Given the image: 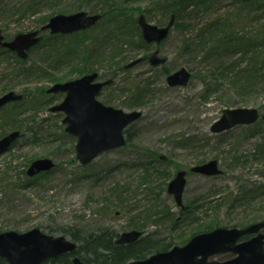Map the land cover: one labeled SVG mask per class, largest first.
Returning a JSON list of instances; mask_svg holds the SVG:
<instances>
[{
	"label": "rangeland",
	"instance_id": "obj_1",
	"mask_svg": "<svg viewBox=\"0 0 264 264\" xmlns=\"http://www.w3.org/2000/svg\"><path fill=\"white\" fill-rule=\"evenodd\" d=\"M36 2L0 0V29L7 41L40 32L59 14L83 11L104 16L92 29L66 39L53 40L52 34L41 31L42 41L23 61L0 46V97L10 91L23 96L18 107L12 103L0 111V115L8 114L7 120L0 118V139L10 130L21 134L0 153V233L39 228L75 242L73 232L84 239L102 229L118 237L137 230L143 233L141 238L154 241L156 248L149 257L183 246L194 235L214 228L243 229L264 222V120L212 132L227 109L255 108L264 115V54L255 55L264 53V0L251 14L242 0L190 5L187 12L194 17L190 30L183 32L175 25L163 43L148 48L139 47L138 23L139 30L132 25L122 36L115 35L112 17L105 13L109 8L121 14L127 10L136 20L144 15L153 25L167 24L168 18L158 11L146 13L150 0ZM219 29L239 40L226 44ZM65 44L72 49L65 50ZM114 48L120 53L112 57ZM157 48L167 59L164 65L152 67L147 59L124 68L139 57L148 58ZM95 55L99 62L90 59ZM255 65L259 78L248 81L245 70ZM181 68L191 73L190 82L170 87L167 75ZM93 70L101 80L113 79L99 95L100 102L126 112L139 111L142 116L129 126L127 146L82 166L77 160V139L63 123L65 114L50 111L64 95L50 96L46 90L58 80H75ZM41 158L52 159L55 168L29 177L31 163ZM212 160L222 173H190L184 208L179 207L168 193L176 173L190 172ZM259 232L248 235L255 237ZM233 257L227 253L209 260L224 262Z\"/></svg>",
	"mask_w": 264,
	"mask_h": 264
},
{
	"label": "water",
	"instance_id": "obj_2",
	"mask_svg": "<svg viewBox=\"0 0 264 264\" xmlns=\"http://www.w3.org/2000/svg\"><path fill=\"white\" fill-rule=\"evenodd\" d=\"M183 1V0H176ZM101 15H89L79 12L71 15L59 14L52 17L43 30L50 29L52 34H71L86 30L94 26ZM175 17L169 24L159 27L149 23L144 15L138 18L141 34L147 43H161L174 26ZM39 32L34 31L19 34L13 41H5L0 29V46L17 52L21 58L28 57V50L35 46L40 38ZM156 51L150 58L153 66H160L166 62ZM139 62L128 65L133 67ZM98 73L85 75L77 80L57 83L48 89V93H66V97L59 104L51 108L52 112H63L66 117L67 132L78 139L76 152L78 160L87 165L101 154L124 147L126 144L124 130L137 121L142 113L139 111L126 112L111 106H105L96 97L101 89L111 81L96 82ZM191 80V73L182 68L167 77L171 87L186 86ZM21 94L10 91L0 97V109L10 102L20 101ZM261 118L257 109L236 108L227 109L222 117L212 126L213 133H222L236 126L251 125ZM264 120V115L262 116ZM15 131L0 140V152L5 151L18 137ZM55 167L52 159L42 158L34 161L27 171L30 177L42 172H48ZM192 172L216 176L222 173L215 160L195 166ZM187 172L179 171L168 185V193L173 195L179 206L183 205V194L187 184ZM264 228V222L252 224L246 228H216L210 232L195 235L185 246H175L166 252L151 255L145 259L131 260L127 264H264V233H259L247 241L241 239ZM141 231L133 230L123 233L117 240L125 245L138 241L142 237ZM78 246L65 236H53L35 228L25 233L8 231L0 233V259L7 264H45L66 254L76 253ZM233 253L235 257L224 262L209 261L214 255ZM73 264H90L79 256L72 259Z\"/></svg>",
	"mask_w": 264,
	"mask_h": 264
},
{
	"label": "trees",
	"instance_id": "obj_3",
	"mask_svg": "<svg viewBox=\"0 0 264 264\" xmlns=\"http://www.w3.org/2000/svg\"><path fill=\"white\" fill-rule=\"evenodd\" d=\"M112 0H106L107 3H110ZM132 0H126V4H129V2ZM136 1V0H133ZM244 2V9H248V14H251L256 8L261 6L260 1L261 0H242ZM33 3H37L36 0H32ZM151 8L146 12L148 15L150 13H155L158 11L164 19L168 21L171 18L172 15H175L176 17V27L181 29L183 32H187L190 30L191 23L190 21L194 18L191 16V13H188L187 10L191 6L196 7H204L207 2L205 0H185L182 2H178L175 0H150ZM37 5V4H36ZM39 6V5H38ZM127 8V7H126ZM128 9V8H127ZM108 15L105 13V17H112V22L110 25L115 26L116 28L113 30L115 35L122 36L125 34L126 28L135 25V27L139 30L137 27V20L133 17V15H130V12L125 10L122 14L120 11H115V9H108ZM117 12V14L115 13ZM65 13V12H64ZM67 13V12H66ZM119 13V14H118ZM126 17L125 20L123 18ZM131 19L128 21V19ZM46 21V19H45ZM128 23V24H127ZM218 24V23H216ZM130 31V30H129ZM128 31V32H129ZM218 34L226 41V44L233 43L235 41H238L233 35H227V33L224 30L219 29ZM72 36V35H69ZM49 38V37H48ZM51 39H63V38H69L64 35H53L50 36ZM121 43L122 40L120 39ZM250 43H246V46L248 48H253L254 45L249 47ZM133 46V45H132ZM144 48L146 45L142 39L141 36H139V47ZM45 47V44L43 45ZM138 48V47H137ZM72 49L70 44H65V50ZM119 49L114 48V51L111 53V56L114 57L118 53ZM264 53H256V57H260ZM86 56V55H85ZM95 56H90V59L94 60L93 62H99L96 60ZM102 59V58H101ZM104 60V59H103ZM238 68L237 66H234L233 69ZM90 71V72H94ZM244 78H248V81H253L259 78V72L257 71V66H253L252 69L245 70ZM89 72V71H88ZM85 72V73H88ZM83 73V71H82ZM235 73L238 74L237 71ZM239 78V76L237 77ZM59 81V80H58ZM254 82V81H253ZM253 85H249L251 87ZM20 104L17 103V105H14V107H18ZM15 111V109H14ZM3 116V119H8V114L4 113L1 114ZM0 115V118H1ZM8 121H6L5 124H7ZM128 139L130 140L131 134L129 131L127 132ZM208 226L207 228H209ZM71 236L73 237L74 241L78 244V249L76 251V255H78L83 261L91 264H126L131 260H138V259H144L148 257L147 255L156 248L154 246V241L150 239L149 237H143L139 239L138 241L131 243V244H125L121 245L117 243L118 235L111 233L108 229H102L99 234H90L87 236V238L81 239L78 232L71 233ZM171 245L168 246L170 248ZM166 248V249H168ZM165 249V250H166ZM75 254H66L63 255L55 260H50L46 262L45 264H72V257ZM0 264H7V262L3 259H0Z\"/></svg>",
	"mask_w": 264,
	"mask_h": 264
},
{
	"label": "flooded vegetation",
	"instance_id": "obj_4",
	"mask_svg": "<svg viewBox=\"0 0 264 264\" xmlns=\"http://www.w3.org/2000/svg\"><path fill=\"white\" fill-rule=\"evenodd\" d=\"M178 2H182V1H178ZM92 15H101L102 17L104 16V15H102V14H92ZM172 17H175V15H172L171 16V18ZM171 18L169 19V21H168V23L167 24H165V25H163V26H159V27H165V26H167L168 24H169V22H170V20H171ZM102 20V18L94 25V26H92L90 29H92L93 27H95L100 21ZM175 25H176V17H175V23H174V26H173V28L175 27ZM172 28V29H173ZM89 29V30H90ZM88 31V30H87ZM83 32H85V31H81V32H76V33H73V34H71V35H80V34H82ZM141 37H142V34H141ZM41 39H42V36H41ZM142 39H143V37H142ZM167 39V38H166ZM165 39V40H166ZM6 40V39H5ZM164 40V41H165ZM7 41V40H6ZM143 41H144V43H145V47L144 48H148L150 45H159V44H161V43H163L164 41H162L161 43H147V42H145V40L143 39ZM2 47V46H1ZM2 48H4V47H2ZM156 51H158V56L160 57V58H163V57H161L160 56V50L157 48V49H155L149 56H148V58H143V57H139V58H137L135 61H137V60H139V62L136 64V65H134L133 67H135V66H137V65H139V64H141L142 62H144L145 60H147L148 59V62H149V64L152 66V67H157V66H153L151 63H150V58H151V56L156 52ZM132 62H134V61H132ZM132 62H130V63H132ZM166 62H167V59H166ZM165 62V63H166ZM130 63H128L124 68L126 69V70H128V69H131V68H133V67H128V65L130 64ZM164 63V64H165ZM163 64V65H164ZM161 66V65H160ZM93 72H88V73H84V74H82V76H79V78H81V77H83V76H85V75H89V74H92ZM170 74H168L167 75V77L169 76ZM79 78H77V79H79ZM77 79H75V80H77ZM61 81V82H60ZM107 81H111V83L109 84V85H107V86H104L102 89H101V91H100V93H99V95L101 94V92H102V90L105 88V87H108V86H110L112 83H113V79H108V80H101L100 79V76H99V74H98V79H97V81L96 82H101V83H104V82H107ZM64 82H66V81H62V80H59V81H57V82H55L54 84H57V83H64ZM171 87V86H170ZM177 87H179V86H177ZM46 94L47 95H50V96H52V95H58V94H63L64 95V97H63V99L66 97V93H64V92H59V93H48L47 92V90H46ZM99 95L96 97V99L98 100V97H99ZM23 101V98L20 100V102H22ZM99 101V100H98ZM100 102V101H99ZM12 103H17V101L16 102H10V103H8V104H6L4 107H2L1 109H0V111H3L4 110V108H6L8 105H10V104H12ZM102 103V102H101ZM103 104V103H102ZM105 105V104H104ZM105 106H107V105H105ZM53 107V106H52ZM52 107H50V110H51V108ZM55 113H61V112H55ZM65 117H66V115H65ZM64 117V118H65ZM140 119V118H139ZM63 121H64V119H63ZM9 122V121H8ZM8 122H7V124H8ZM64 123V122H63ZM9 124H11V121L9 122ZM65 124V123H64ZM132 125V124H131ZM130 125V126H131ZM16 130H10V132L9 133H7L3 138H5V137H7L8 135H10L11 133H13V132H15ZM66 132H67V130H66ZM127 132H128V130H127ZM127 132H126V135H127V139H128V135L129 134H127ZM69 133V132H68ZM72 135V134H71ZM73 136V135H72ZM19 137H20V135H19ZM18 137V138H19ZM75 137V136H74ZM3 138H1L0 140H2ZM17 138V139H18ZM76 138V137H75ZM77 139V138H76ZM77 142H78V139H77ZM77 145V144H76ZM11 147V145L7 148V149H9ZM125 147V146H124ZM7 149L5 150V151H7ZM56 166V165H55ZM28 171V170H27ZM184 171H186L187 172V178H188V175L190 174V173H193L192 171H191V169H190V172L189 171H187V170H184ZM179 172V171H178ZM28 175V174H27ZM29 176V175H28ZM30 177V176H29ZM264 231V230H263ZM260 233V232H259ZM258 233V234H259ZM264 233V232H263ZM257 234V235H258ZM253 236H250V235H246V236H244L243 238H242V241H247V240H250L251 238H252Z\"/></svg>",
	"mask_w": 264,
	"mask_h": 264
},
{
	"label": "bare ground",
	"instance_id": "obj_5",
	"mask_svg": "<svg viewBox=\"0 0 264 264\" xmlns=\"http://www.w3.org/2000/svg\"><path fill=\"white\" fill-rule=\"evenodd\" d=\"M46 30L48 31V34H50V35L52 34V33H51V30H48V29H46ZM41 31H44V30H43V27L41 28ZM14 52H15V51H14ZM15 53L17 54V52H15ZM19 59H21V60L23 61V58L19 57ZM128 128H129V127H128ZM128 128H126V129L124 130V137H125V141H126L125 146H127L128 143H129V139H127V135H126V132H127ZM76 151H77V150H76ZM96 159H97V158H96ZM96 159H95V160H96ZM77 160H78V158H77ZM95 160H93V161H95ZM78 161H79V160H78ZM93 161H92V162H93ZM79 162H80V161H79ZM92 162H91V163H92ZM91 163H89V164H87V165H83V164L80 162V164H81L82 166H88V165H90Z\"/></svg>",
	"mask_w": 264,
	"mask_h": 264
}]
</instances>
